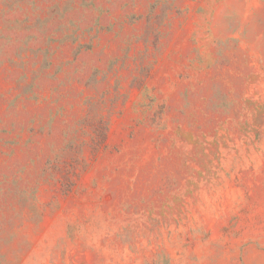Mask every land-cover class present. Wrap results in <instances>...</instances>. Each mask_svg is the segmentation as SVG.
Masks as SVG:
<instances>
[{
  "label": "rangeland",
  "instance_id": "obj_1",
  "mask_svg": "<svg viewBox=\"0 0 264 264\" xmlns=\"http://www.w3.org/2000/svg\"><path fill=\"white\" fill-rule=\"evenodd\" d=\"M0 264H264V0H0Z\"/></svg>",
  "mask_w": 264,
  "mask_h": 264
}]
</instances>
